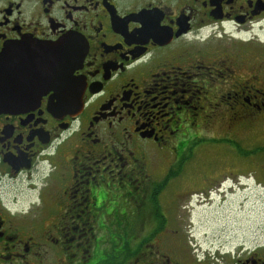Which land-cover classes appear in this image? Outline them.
<instances>
[{
  "label": "flooded vegetation",
  "instance_id": "af4514ba",
  "mask_svg": "<svg viewBox=\"0 0 264 264\" xmlns=\"http://www.w3.org/2000/svg\"><path fill=\"white\" fill-rule=\"evenodd\" d=\"M263 30L264 0H0V264H264L191 213L261 162Z\"/></svg>",
  "mask_w": 264,
  "mask_h": 264
},
{
  "label": "rangeland",
  "instance_id": "374dc122",
  "mask_svg": "<svg viewBox=\"0 0 264 264\" xmlns=\"http://www.w3.org/2000/svg\"><path fill=\"white\" fill-rule=\"evenodd\" d=\"M261 37L264 39V30L261 31ZM263 119L264 116L261 115L260 121L252 125L255 128L245 131L244 136L264 143ZM202 148L207 150L209 147L206 144ZM257 154L261 161L259 165L247 162L243 165L246 173L242 178L245 186L243 189L222 186L220 191L215 187L211 191L195 194L191 213L193 225L198 231V240L206 244L216 234L218 239L215 242H223L227 246H236L239 243L253 246L255 241H264V165L261 164L264 149Z\"/></svg>",
  "mask_w": 264,
  "mask_h": 264
},
{
  "label": "water",
  "instance_id": "95a60500",
  "mask_svg": "<svg viewBox=\"0 0 264 264\" xmlns=\"http://www.w3.org/2000/svg\"><path fill=\"white\" fill-rule=\"evenodd\" d=\"M9 94L5 93V92H2L0 93V109H3V110H6L7 109V106H6V98Z\"/></svg>",
  "mask_w": 264,
  "mask_h": 264
}]
</instances>
